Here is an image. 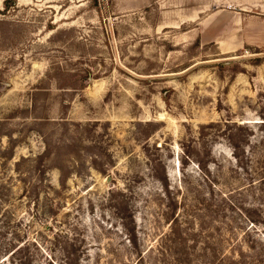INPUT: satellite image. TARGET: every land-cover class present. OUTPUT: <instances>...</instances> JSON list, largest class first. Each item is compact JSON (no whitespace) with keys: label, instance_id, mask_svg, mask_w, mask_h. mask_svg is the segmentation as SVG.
<instances>
[{"label":"rangeland","instance_id":"rangeland-1","mask_svg":"<svg viewBox=\"0 0 264 264\" xmlns=\"http://www.w3.org/2000/svg\"><path fill=\"white\" fill-rule=\"evenodd\" d=\"M232 1L0 0L2 264H264V11Z\"/></svg>","mask_w":264,"mask_h":264},{"label":"trees","instance_id":"trees-1","mask_svg":"<svg viewBox=\"0 0 264 264\" xmlns=\"http://www.w3.org/2000/svg\"><path fill=\"white\" fill-rule=\"evenodd\" d=\"M13 247V249H9L10 247ZM8 248H4L3 250H0V264H2L5 260H8L9 258L15 260L17 258V256H19L20 252H22V246H14L13 243L9 244ZM3 251V252H2ZM2 253H6L7 257L6 258H2ZM23 257H19V259L21 260L20 264H31L30 260H23ZM10 259V260H11Z\"/></svg>","mask_w":264,"mask_h":264},{"label":"crops","instance_id":"crops-1","mask_svg":"<svg viewBox=\"0 0 264 264\" xmlns=\"http://www.w3.org/2000/svg\"><path fill=\"white\" fill-rule=\"evenodd\" d=\"M232 3L240 5L239 7L245 11H264V0H244L243 3L241 0H234Z\"/></svg>","mask_w":264,"mask_h":264}]
</instances>
